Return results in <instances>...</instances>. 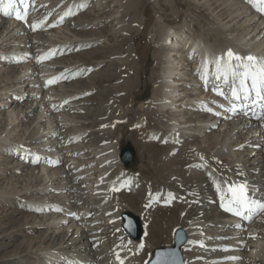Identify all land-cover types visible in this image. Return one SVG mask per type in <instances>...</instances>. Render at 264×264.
Masks as SVG:
<instances>
[{"label":"bare ground","instance_id":"bare-ground-1","mask_svg":"<svg viewBox=\"0 0 264 264\" xmlns=\"http://www.w3.org/2000/svg\"><path fill=\"white\" fill-rule=\"evenodd\" d=\"M79 1L81 3V0H31L36 8L26 20H17L14 15L6 17L0 13V105L7 106L2 113L6 118V127L0 135V155L5 154L12 159L18 156L21 162L12 163L10 167L18 172L29 167L26 164L29 157H40L33 169L25 174V188L15 193L1 192L0 202L9 204L15 200L17 209L14 211L21 212V207L26 211L25 223L17 230L18 235L22 236L18 244L33 241L32 238L23 237L25 229L43 228L38 234L41 245L37 248L41 252L36 261L31 263L119 264L115 255L118 252L124 264H144L140 253L149 248L147 240L143 238L140 242H131L118 232L111 237L107 247V233L101 228H106L109 221L113 230L121 229L119 208L122 204L115 200L114 194L118 190L113 189L123 187L124 190H136L148 208L144 210L148 213L147 219L139 213L143 216L146 236L155 232L151 214V211L156 210L154 206L159 204L169 209L166 207L171 205L170 208L175 209L177 200L182 199V214L177 223L187 237L181 248L183 264H264V212L255 215L248 223H242L239 217L220 207L216 187L217 183L223 186L224 181L246 183L250 191L264 200V118L251 120L238 113L232 114L222 109L221 104L214 105L217 101L221 103L223 96L214 97L210 92L195 93L203 86L200 72L205 57L212 60L230 48L241 56L252 54L264 58V13L258 12L247 0H197L194 3L195 8L200 9L197 13L199 18L202 19V11L208 9L211 17L220 21L204 22L202 27H198L199 21L196 20L192 27L182 31V26L171 25L179 23L177 15L181 14L172 12L171 21L159 26V42H156L157 53L154 56L160 66L156 73L158 83L147 102L138 105L137 114L147 122L154 121L157 124L149 138L153 137L163 145L159 159L177 162L178 171L174 169L168 175L160 173L163 182L147 181L138 185L137 180L126 174L127 171L121 165L118 140H105L100 127L107 120H101L100 113L93 115L76 100L77 96L91 88L86 87L92 85L91 80L102 73L100 70L94 71L81 79L83 74L78 70L88 65L89 56L110 49L106 42H98L104 37L98 19L93 22L98 25L95 27L82 18L86 13L82 12L84 8L77 9ZM20 4V1L17 2V8ZM139 5L135 1L130 4L117 2L116 8H123L118 11L122 18L130 10L134 18L138 16ZM70 6L79 14L67 23L68 27L60 26L59 18ZM91 9L89 7L88 10ZM45 16L50 17L51 25L55 26L49 27L50 23H45L33 31L31 24ZM162 20H165L164 17ZM142 25L144 29L147 24L143 22ZM195 26L198 28L194 31ZM119 32L120 29L113 35ZM59 37L62 38L56 41L60 43L59 47H71L60 51L57 49L58 52L50 59L38 62L37 57L45 54L46 50L34 52L37 40ZM75 44H84L86 48L73 56L67 55V51H71ZM110 57V54L105 55L103 60L106 58L105 62H110ZM102 62L96 61L97 65ZM61 74L68 79H60L59 82H64L56 85H46V81ZM69 79L74 81L66 82ZM220 86L222 89L227 88L226 85ZM63 92L64 97H57V93ZM65 100L68 103L65 104ZM209 100H213L211 106L215 112L207 109L200 111ZM1 115L2 121L4 118ZM18 116L21 117L19 121L27 125L24 133L32 127L24 138L21 137L20 142L9 141L12 131H4L11 124V128L15 126ZM68 122L80 124V133L91 137L92 142L94 136L98 135L96 145L92 146L94 152L91 147V150H84L77 134L71 138L73 148L79 151L78 155L87 154V165L66 160L67 146L62 147L60 143H69L70 137H64ZM51 138L52 141L57 140L55 146L52 145L54 147L47 145L46 141ZM205 151L209 158H199L198 155H203ZM257 152L261 156L255 157ZM49 161L50 164L55 161L58 165L46 168ZM81 165L84 167L79 172L77 170ZM94 171L98 173L96 176ZM81 177L87 179L85 184ZM116 177H119L118 180ZM157 183L159 188L155 190ZM169 194L172 196L170 201ZM57 208L60 210L56 211ZM97 214L104 217L102 222ZM172 220L165 218V230ZM68 221L72 223L67 225ZM237 224L241 226L236 227ZM15 235L7 234V239L16 240ZM99 239L102 241L99 242ZM188 241H199L203 246L199 243L189 244ZM25 256L14 255V258L18 264H29Z\"/></svg>","mask_w":264,"mask_h":264},{"label":"rangeland","instance_id":"rangeland-1","mask_svg":"<svg viewBox=\"0 0 264 264\" xmlns=\"http://www.w3.org/2000/svg\"><path fill=\"white\" fill-rule=\"evenodd\" d=\"M134 1L139 2L140 4L137 9L138 16L132 18V12L130 10L128 14L122 18L120 16L121 15L120 12L118 11H120L123 8L122 7L116 8L117 2H121L123 4L126 3L130 4V2H134ZM195 1L197 2V0H104V1L81 0V3L87 5L86 7H84V10H82V12L84 11L83 14L86 13L85 15H82V18L84 19V21H86V23L88 22L87 24L91 26L93 25L97 27L99 25L101 27L102 31L100 32H102V35L104 37L98 40V42H100L99 44H103L106 42V44L110 45V49H106L103 52L95 53L96 55L93 54V56L92 55L89 56V59L87 61L88 65L86 67L81 68L82 70L81 69L78 70L79 73L83 74L82 76H80L81 79H84L91 72L94 71L100 70V72L102 73L101 74L99 73L100 75L98 77L91 80L92 85L90 84L89 86H86V87L91 86L89 90H86V93H88V95H85V93L80 94L79 96H77L76 100L78 99L77 101L80 102L82 106L85 107L87 111L89 110L93 115L100 113L101 115L100 119L101 120L103 119V121L107 120L105 125L100 127L102 129L101 131L102 132L104 131L103 134L105 135L104 137L106 138L105 139L106 141L118 140L117 142H118L119 150L120 147L126 142H129L132 145L135 151L134 160L130 163V165L127 168H125L124 166L122 167L125 171H127L126 174L130 175L131 177L137 180V182L139 183L138 185H143L144 183H147V181L149 183H155V181L163 182L164 178L162 179L160 177V173H162L161 175H166V174L168 175L171 172H173L174 169L178 171L176 166L177 162H168L159 159V154L162 151L161 147L163 145L156 142L153 137L152 139L149 138L150 133L154 131V129L157 127V124H155L154 121L147 122L146 119H142L137 114L138 112L137 108L139 104H143L147 102L148 98H150L151 94L153 93V88L157 86L156 85L158 83V82L156 83L157 74L159 71L158 69L160 67L157 60L154 57L155 54L157 53L155 52L156 50L155 46L159 42L157 35L160 32L159 26L161 24L166 23V21L167 23L168 21L169 22L171 21L172 18L171 15H173L172 12H178L181 14V16L177 15L179 23L174 22L171 23V25L173 24L174 26H182L180 28L182 29V31L184 29L187 30L188 28L192 27L195 24L196 20L199 21L198 25H196L198 27H202L204 22L210 21L217 23L218 21H220L214 16L211 17V15L208 13L209 11L208 9L203 10L202 11L203 15H201L202 19L199 18L197 16L198 15L197 13H199L198 11L200 9L195 8V3H196ZM78 3L81 4L80 1L77 2V5H79ZM89 7L92 8L90 11L88 10ZM32 10H30L28 13L32 14L33 12ZM78 14L79 12H75V15L66 17L63 20V22L59 25L66 26L67 23H69V21L73 17L78 16ZM161 17L162 18L164 17L165 20H162ZM220 17L224 18L223 16ZM184 18L186 21L184 20ZM97 19L99 23L98 25H94L93 22L96 21ZM204 19L206 21H204ZM132 20L134 21L132 22ZM50 21H52L51 18L47 17V21L45 23H50L48 25H51L52 22ZM102 22L104 23V25ZM143 22H146L147 24L146 28L144 29L142 25ZM186 22L187 25L185 26ZM196 26L195 28H193L194 31L198 28ZM129 28L131 29L129 30ZM119 29L120 32L117 33L116 36H114L113 35L114 32ZM137 29H138V34L136 32ZM60 40H62L61 37H59L58 39L54 38L52 40H47V39L37 40L36 45L33 47V49H36L34 50V52L36 51V53L37 52L40 53L42 51L45 52L46 50L47 53L51 49H56V50L59 49L60 51V49L62 48L68 49L71 47L70 45L59 47L60 43H57L56 41H60ZM85 48L86 47L84 44L81 45L75 44L74 48H72L71 51L70 50L67 51L68 53L67 55L72 54L73 56L74 54L78 53L80 50H83ZM141 53L143 54L141 55ZM109 54L111 55L110 59L112 61L105 62L106 58L105 60L103 59L105 55L108 56ZM97 60L103 62L97 65L96 63ZM90 63H93V65ZM152 71H154V74ZM72 81L74 80L69 79L66 82H72ZM60 82L63 83L64 81H60ZM60 82L57 81L53 85H56ZM63 93H57V97L59 95L64 97L65 93L64 94ZM70 94L73 95L75 93H70ZM5 107L7 106L0 105V115L3 112H5ZM55 113L56 112H54V115ZM34 114L32 116H34ZM1 116L4 119L2 121L0 120L1 121L0 135L3 132L4 128L6 127V118L3 114ZM20 119L21 117L18 116L16 120L17 123L15 122L14 124L15 126L11 128L12 125L11 124L9 126L10 128L4 131V133L9 130L12 131L11 135L9 136L10 137L9 141L12 140L14 142H20V140L24 138L31 129L32 126L28 131L25 132L26 133L25 134L24 130L27 125L23 123L22 120L19 121ZM96 123L97 122H95V124ZM43 126L45 127V125ZM66 126L67 127L65 129L66 132H64V137H70L68 138L69 143L67 145L64 144V141L63 142L61 141L62 144L60 143L62 147L67 146L68 155L66 160L69 163L70 162L76 164L86 163L87 165L88 164L87 162L89 161L87 154L85 156L80 154V156H82L80 157L78 155L79 151L76 150L75 147L73 148V144H72L73 140L71 138H75L74 134L75 136L78 135L80 139L79 141L82 142V145H84L83 146L84 150L87 151L92 149L91 151L94 152L92 146L94 144L96 145V139L98 135L94 136L95 140L92 142L91 137L87 136L86 134L80 133L81 132V128H79L80 124L68 122ZM152 135H156V134H152ZM56 141L57 140L52 141L51 138L46 142L47 145H49L50 147H54ZM180 142L182 141H178V143ZM149 143H151L152 146ZM254 156L258 157L261 155L260 153L257 152ZM198 157L199 158L204 157V159L209 158L208 153L206 151L203 155L199 154ZM28 159L29 160L26 162V164H28L29 167L26 166L22 168L20 172H18L17 170H12L10 168L12 163L19 164V162H21L18 156L12 159L11 157L6 156L5 154L0 155V193L1 192L15 193L25 188V186L27 185L25 174L28 171L30 172L33 169L32 167L34 166V163H32L33 158L29 157ZM90 159H92L91 155H90ZM9 160L11 161L8 162ZM60 161L64 162V160L61 159ZM48 163L49 164L46 163L47 165L46 168H54L55 165H58L56 163L50 164L51 161H49ZM83 167L84 165H81V167L77 171L81 172L83 170ZM37 171L38 168L35 169V172ZM94 173L95 176L98 174L96 171H94ZM48 174L50 176L51 172H49ZM54 178L55 176L52 177L53 182H54ZM118 178L119 177H116L117 180ZM172 178H174V176ZM81 180L83 184L87 182V179L85 177H81ZM156 186L157 187H155V190L159 188L158 183ZM124 189L123 187H119L118 191L114 194L115 200L118 202L120 201V203L122 204L120 208L126 206L127 208L131 209L134 213H138V214L140 213L141 215H144L145 218L147 219L148 213H146L144 210L145 208L146 209L148 208L144 204V202L140 200L141 196L137 195L136 194L137 191L132 188L129 190H124ZM181 200L182 199L177 200L176 203L178 204V206L175 209L170 208L171 205H169V207L165 206L166 208H169V209H165L164 207H162V205L159 206L158 204V206H154L156 210L151 211V214H153L154 217L153 228L155 232L150 236H146L147 235L146 233L143 239V240H147L150 244L149 248L145 250L144 253L142 254L140 253V255H143L142 256L143 260L146 261L145 264L148 263V260L152 256L153 249L165 245H172L173 236L177 228L181 227L177 223L179 215L181 216L182 214L180 213L182 209ZM16 204L17 203L15 200L14 202H9V204L0 202V264H18L17 263L18 260L14 258V255H26L25 259L28 261L29 264H32L36 261L38 254H40L41 252L37 248L41 245L40 244L41 242L39 241L38 238V234H40V231H43V228L40 226L34 227L31 230L30 229L24 230L23 237L25 239L32 238L33 239L32 242L30 243L26 242L23 245L18 244L22 236L20 237L18 235L19 232L17 230L25 223L24 221L25 218H27V216H26V211L22 207L20 208L21 212L18 213L14 211V209H17ZM120 208H119V213H120ZM97 215L98 217H101L100 214ZM102 218L104 217H101L100 220L101 222L104 220ZM165 218L173 219L172 222L169 224L168 229L166 230L163 226ZM70 223L72 222L68 221L67 225H69ZM107 223H106L107 224L106 228H103L100 225V223L99 225L101 226L102 230H104V232L107 233L106 242L108 247V244H110L109 240L111 239V237L113 238L116 234H118V232L120 233L123 232L121 229H120L121 231L120 230L117 231L115 229L113 230L109 221ZM73 226L74 223L70 229H72ZM10 233L17 234L15 235L16 240L10 241L9 239H7V234ZM123 235L125 236L124 233ZM128 240L133 242L130 239ZM100 241H102V239H99V242Z\"/></svg>","mask_w":264,"mask_h":264},{"label":"snow or ice","instance_id":"snow-or-ice-1","mask_svg":"<svg viewBox=\"0 0 264 264\" xmlns=\"http://www.w3.org/2000/svg\"><path fill=\"white\" fill-rule=\"evenodd\" d=\"M247 2L258 12L264 13V0H247ZM20 3L24 5L23 13L15 7V0H0V13L6 17L14 15L17 20H26L29 6L28 0H20ZM86 6V4L81 3L77 5V9H82ZM72 15H75V12L70 6L60 16L58 23H62L66 17ZM46 21L47 16L38 22L32 23V30L36 31L38 28H41ZM54 26L49 25V27ZM56 51V49L49 50L47 53L38 56L37 61L41 62L50 59L55 55ZM77 74L79 73H74L73 75ZM209 77H214L216 81H222L223 85L229 86L228 93H225L219 84L214 88L217 95L225 97L228 101L229 107L227 111L235 113L240 108L252 106L253 108L260 109L258 113H254L256 118H264V58L252 54L241 56L229 48L222 54L215 56L212 60H209L207 57L204 58L200 78L207 82ZM60 79H68V77L61 74L46 81V85L55 83ZM85 95H88V93H85ZM64 103L66 104L68 101L65 100ZM39 160L40 157L35 156L32 159V163H38ZM52 163L56 162L52 161ZM216 187L221 201L220 207L225 212L231 213L244 221H251L255 215L264 212V200L255 199L246 183H229L228 181H224L223 186L217 183ZM171 199L172 196L169 194L168 200L170 201ZM55 210L59 211L60 209L57 208ZM240 226V224L236 225V227ZM188 243H199L200 246H203L202 242L199 241H188ZM115 255L119 264H124V260L120 257L119 253L117 252ZM169 255V253H157L155 264H177L174 258L172 260L168 259ZM171 255L174 257V254ZM229 259L237 258L229 257Z\"/></svg>","mask_w":264,"mask_h":264},{"label":"water","instance_id":"water-1","mask_svg":"<svg viewBox=\"0 0 264 264\" xmlns=\"http://www.w3.org/2000/svg\"><path fill=\"white\" fill-rule=\"evenodd\" d=\"M119 157L125 167H128L130 163L134 160L135 151L129 142H126L124 145L121 146ZM120 219L121 228L123 232L127 235V237L136 242H140L144 234L142 217L139 214L134 213L131 209L123 207L120 210ZM186 238L187 237L184 233V230L178 229L174 237V245L170 247L167 246L156 248L153 251V256L148 264H155L157 259V253H169V260H172L174 258L177 264H182L183 258L180 247L184 244ZM171 254H174V257Z\"/></svg>","mask_w":264,"mask_h":264}]
</instances>
